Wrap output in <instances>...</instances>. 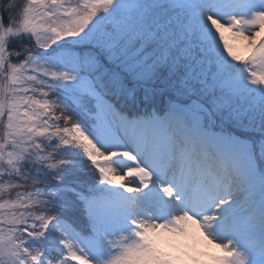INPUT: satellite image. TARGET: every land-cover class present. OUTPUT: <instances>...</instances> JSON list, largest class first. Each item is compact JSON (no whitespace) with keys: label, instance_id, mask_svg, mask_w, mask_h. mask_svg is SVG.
<instances>
[{"label":"snow or ice","instance_id":"6c2138e0","mask_svg":"<svg viewBox=\"0 0 264 264\" xmlns=\"http://www.w3.org/2000/svg\"><path fill=\"white\" fill-rule=\"evenodd\" d=\"M201 236L264 264V0H0V264Z\"/></svg>","mask_w":264,"mask_h":264},{"label":"rangeland","instance_id":"374dc122","mask_svg":"<svg viewBox=\"0 0 264 264\" xmlns=\"http://www.w3.org/2000/svg\"><path fill=\"white\" fill-rule=\"evenodd\" d=\"M225 36L231 40L237 49L241 52L244 51L246 41L234 40L231 33L226 32ZM86 159V158H83ZM197 252L201 261V264H212V257L221 254L222 250L218 247L216 243H210L201 236L195 242Z\"/></svg>","mask_w":264,"mask_h":264}]
</instances>
